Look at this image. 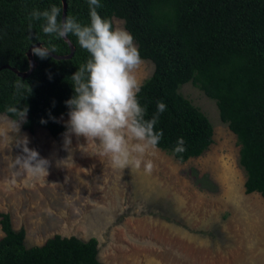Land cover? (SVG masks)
Returning <instances> with one entry per match:
<instances>
[{
  "label": "trees",
  "instance_id": "16d2710c",
  "mask_svg": "<svg viewBox=\"0 0 264 264\" xmlns=\"http://www.w3.org/2000/svg\"><path fill=\"white\" fill-rule=\"evenodd\" d=\"M65 16L89 23L88 0H65ZM102 18L122 20L141 58L152 64L142 81L138 99L146 106V119L165 103L156 130L163 131L157 148L174 160L196 158L213 142V125L206 114L179 91L191 81L214 100L219 118L234 134L238 165L244 173V191L264 197V0H100ZM62 0H0V67L9 65L25 72L28 50L35 44L55 48V55L33 54L34 68L26 76L11 68L0 69V114L20 121L10 108H28L21 128L33 133L37 127L58 139L68 128L59 121L70 111L66 101L75 96L71 77L90 54L77 37L56 39L45 35L43 20L29 21L33 10H49ZM29 23L32 28L29 29ZM114 26V24H113ZM17 82L22 85L16 87ZM46 121V123H42ZM186 151L175 153L179 138ZM191 180L212 190L207 175L193 172ZM0 264H104L98 258L95 237L54 234L40 245L26 246L23 226L14 229L10 214L0 212Z\"/></svg>",
  "mask_w": 264,
  "mask_h": 264
},
{
  "label": "rangeland",
  "instance_id": "374dc122",
  "mask_svg": "<svg viewBox=\"0 0 264 264\" xmlns=\"http://www.w3.org/2000/svg\"><path fill=\"white\" fill-rule=\"evenodd\" d=\"M114 27L125 30L122 20ZM136 45V44H135ZM144 63L142 81L152 72ZM179 91L213 125V142L202 155L178 162L156 148L143 157L154 169L114 168L98 155L95 141L71 135L58 139L46 129L33 133L0 114V212L10 214L14 229L23 226L26 246L54 234L95 237L104 264H264V197L244 191L238 145L223 123L214 100L191 81ZM68 116H60L66 124ZM47 160V173L21 168L19 141ZM207 175L212 190L191 180ZM3 232L0 227V238Z\"/></svg>",
  "mask_w": 264,
  "mask_h": 264
},
{
  "label": "clouds",
  "instance_id": "9594fccd",
  "mask_svg": "<svg viewBox=\"0 0 264 264\" xmlns=\"http://www.w3.org/2000/svg\"><path fill=\"white\" fill-rule=\"evenodd\" d=\"M88 4L90 20L87 24L71 15L60 21L61 8L55 4L49 10H33L28 17L29 21L43 20L42 31L50 37L65 39L74 35L79 46L90 54L87 62L71 77L75 96L65 102L70 109L66 146L71 144L72 134L83 136L88 142H97L98 155L108 158L114 168L133 171L140 169L143 163L145 172L151 173L154 164L151 160L145 162L143 157L155 150L163 137V131H157L156 124L167 106L162 101L157 102V112L151 119L145 118L147 108L138 99L142 84L137 77L144 61L133 36L114 27L110 19L101 17L97 11L102 7L100 0H88ZM32 51L43 59L56 49L33 46ZM21 86L17 82L16 87ZM9 111L17 113L23 121L28 108H10ZM27 144L26 137L19 141L26 155L17 157V164L33 175L47 173L49 162ZM184 144V139L179 138L174 152H185Z\"/></svg>",
  "mask_w": 264,
  "mask_h": 264
},
{
  "label": "water",
  "instance_id": "95a60500",
  "mask_svg": "<svg viewBox=\"0 0 264 264\" xmlns=\"http://www.w3.org/2000/svg\"><path fill=\"white\" fill-rule=\"evenodd\" d=\"M62 1H63V20H64L66 3H65V0H62ZM65 40L69 43L70 46H72L67 37L65 38ZM34 46L35 47H41L40 44H35ZM32 48H33V46L27 52V57H28L29 64H30V67H29V69L27 71L19 72L15 68H11L9 65H2L0 67V69L1 68H11L16 74H18L20 76L28 75L31 72V70L34 68V66H35V62H34L33 57H32ZM49 54L52 55L54 58H57V59L63 58V57H69L71 55L70 54V55H67V56H60V55H55V54H52V53H49Z\"/></svg>",
  "mask_w": 264,
  "mask_h": 264
}]
</instances>
